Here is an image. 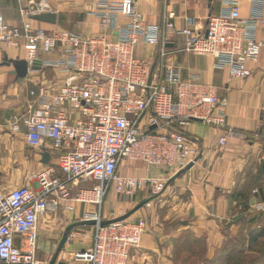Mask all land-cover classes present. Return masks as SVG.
I'll return each instance as SVG.
<instances>
[{"label":"built area","instance_id":"built-area-1","mask_svg":"<svg viewBox=\"0 0 264 264\" xmlns=\"http://www.w3.org/2000/svg\"><path fill=\"white\" fill-rule=\"evenodd\" d=\"M224 3L208 17L205 31L177 27L169 20L171 13L161 24L148 23L139 0H98L89 14L99 19V34L26 25L31 63L39 51L56 53L42 59V67L56 70L62 81L31 91L36 105L24 120L25 139L31 147L48 143L59 150L56 165L65 177H55L46 167L37 175V188L22 185L0 192V264H48L38 255L41 218L62 207L72 210L76 202L96 206L83 219L96 223L90 226L91 244L75 257L87 264H129L146 232V218L131 215L101 224L127 212L104 208L108 194L134 199L146 185L153 196L163 192L167 180L198 156L183 131L195 118L223 130L221 145L239 134L226 125L229 101L218 86L199 74L184 76L172 62L174 52L186 51L212 56L214 68L228 70L232 78L253 74L248 63L264 48L258 36L264 27L263 2L252 0L246 17L234 0ZM19 35L0 13V41L17 44ZM173 35L184 37L176 50L169 46ZM140 43L156 48V61L137 54ZM125 160L143 161L166 176H123L118 169ZM253 210L264 212V199L252 204ZM81 232H70L67 242L85 235Z\"/></svg>","mask_w":264,"mask_h":264},{"label":"crops","instance_id":"crops-1","mask_svg":"<svg viewBox=\"0 0 264 264\" xmlns=\"http://www.w3.org/2000/svg\"><path fill=\"white\" fill-rule=\"evenodd\" d=\"M97 1L0 0V13L5 23L20 31L17 44L0 41V192H9L22 185L37 188V175L46 167L53 169L55 177H65L56 165L59 150L48 143L39 148L31 147L25 139L24 120L31 104L36 105L31 91L38 90L40 84L62 81L50 67L29 70L33 63L25 47L26 25L48 31L64 29L99 34V19L89 14ZM234 1L242 16L250 14L252 0ZM261 1L264 6V0ZM224 5V0H139V9L146 22L161 24L164 15L171 13L169 20L177 27L190 26L199 31L206 30L208 17L218 13ZM44 13H54L55 22L35 18ZM258 36L264 40V27L258 30ZM183 41V36H170L169 46L176 50ZM156 53L153 46L142 43L137 46V54L153 62L157 60ZM56 56V53L39 51L36 59ZM19 59L28 61L24 77L15 73L14 63ZM172 62L184 76L199 74L204 82L218 86L219 94L229 101L226 125L239 134L228 136L227 143L221 145L222 129L193 120L183 131L199 150L198 156L189 169L167 180L163 192L153 196L151 186L146 185L134 199L113 191L108 194L105 208L113 206L127 212L140 202L152 201L151 207L143 206L132 215L133 218H146L147 227L129 264H178L173 255L177 247L182 246L181 250L193 257L192 249L200 243L205 246L208 257L218 254L230 239L244 238L249 247V233L264 226V213L249 210V206L264 199V48L255 62L248 63L253 74L247 78H232L228 70L215 69V59L209 55L178 51L172 54ZM17 123L20 130L14 131ZM118 171L123 176H166L160 168L149 167L140 160H125ZM74 188L76 190L77 186ZM94 209L96 206L76 202L72 210L62 207L41 218L40 224L47 223L52 238L57 232L62 233L55 252L70 225H74L71 232L83 231L89 238L66 242L56 264H87L75 255L91 244V225L80 223L86 212ZM42 244L39 225L38 255Z\"/></svg>","mask_w":264,"mask_h":264},{"label":"rangeland","instance_id":"rangeland-1","mask_svg":"<svg viewBox=\"0 0 264 264\" xmlns=\"http://www.w3.org/2000/svg\"><path fill=\"white\" fill-rule=\"evenodd\" d=\"M114 201L116 202V200ZM249 210H251V206H249ZM251 212H254L256 214L261 213V211L256 210H253ZM48 230L49 229H47L46 222L40 224V239L43 243V246H40L39 255L47 263H49L50 259L54 255V252L56 250L55 245L57 244L62 235V233L59 231L57 232L58 234H56V236L52 238V236H50L51 232ZM81 233L84 232L82 231ZM80 236L76 238L89 239L88 237H86V232L85 235L82 234ZM229 241V244L226 243L223 249L218 254H215L213 257L207 256L206 248L202 243L194 246V250L191 248L193 257L191 255H187L188 253H184V250H181L182 246H179L177 247V251L173 254L174 260L178 264H219L218 262L222 264H246L248 262H250L251 264H264V257H262L263 255L260 254V250L264 246V238L260 239L258 244L252 246L251 249H249L247 243L244 242V238H237L236 240L230 239ZM232 249L235 251L231 256L228 257V254L232 251Z\"/></svg>","mask_w":264,"mask_h":264},{"label":"water","instance_id":"water-1","mask_svg":"<svg viewBox=\"0 0 264 264\" xmlns=\"http://www.w3.org/2000/svg\"><path fill=\"white\" fill-rule=\"evenodd\" d=\"M37 19H40V20H43V21H48V22H55V19H56V15L54 13H44V14H39V15H36ZM15 73H17V75L19 77H24L26 76L27 72H28V61L27 60H24V59H19V60H16L15 61ZM42 67V60L41 59H35L34 62H33V68L34 69H41ZM194 120H198L197 118H195ZM46 157H47V154H45V160H46ZM193 165V163L189 164L185 169L181 170L177 175L185 172L187 169H189L191 166ZM147 202V200L143 201V202H140L139 204H137L136 206H134V208H132L131 210H129L128 212H126L124 215L118 217V218H115V219H111V220H103L101 222V224L105 225V224H108V223H111V222H114V221H118V220H122V219H126L128 217H130L131 215H133L137 210H139L140 208H142L145 203ZM96 221L94 220H91V221H83L81 222L80 224H84V225H93L95 224ZM74 227V225H70L62 239H61V242H60V245L57 249V251L55 252V254L53 255L52 259L50 260L49 264H56V260L59 256V253L62 251L65 243L67 242L68 240V236H69V233L71 232L72 228Z\"/></svg>","mask_w":264,"mask_h":264},{"label":"trees","instance_id":"trees-1","mask_svg":"<svg viewBox=\"0 0 264 264\" xmlns=\"http://www.w3.org/2000/svg\"><path fill=\"white\" fill-rule=\"evenodd\" d=\"M264 238V226H261L259 229H254L249 233V247L250 249L252 248V246L258 244V242L260 241V239ZM235 250L232 249V251L228 254V257L231 256L233 254ZM260 254L263 255L262 257H264V246L263 248L260 250ZM261 257V256H260ZM219 264H222L220 262H218ZM246 264H251L250 262L246 263Z\"/></svg>","mask_w":264,"mask_h":264}]
</instances>
